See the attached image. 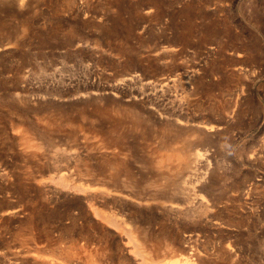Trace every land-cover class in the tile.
Segmentation results:
<instances>
[{
  "label": "rangeland",
  "instance_id": "374dc122",
  "mask_svg": "<svg viewBox=\"0 0 264 264\" xmlns=\"http://www.w3.org/2000/svg\"><path fill=\"white\" fill-rule=\"evenodd\" d=\"M24 3L0 0V264H264V0Z\"/></svg>",
  "mask_w": 264,
  "mask_h": 264
},
{
  "label": "bare ground",
  "instance_id": "6f19581e",
  "mask_svg": "<svg viewBox=\"0 0 264 264\" xmlns=\"http://www.w3.org/2000/svg\"><path fill=\"white\" fill-rule=\"evenodd\" d=\"M25 1H27V0H23V4H25L24 2ZM134 76V75H133ZM133 76H131V77H128V78H133ZM180 119H182V118H180ZM186 121H188V119L186 120ZM180 122H185L184 120H180ZM187 123V122H186ZM166 126V125H165ZM164 125H163V127H165ZM204 127L208 130V131H211V130H214V128H215V126L213 125V123L212 124H206V125H204ZM166 128V127H165ZM167 129V128H166ZM165 129V130H166ZM163 130H164V128H163ZM162 130V131H163ZM165 130H164V133H165ZM169 130V133H170V130L171 129H168ZM172 130H173V127H172ZM171 130V131H172ZM173 132V131H172ZM171 135V134H170ZM27 138L28 139H33V135L30 133H27ZM163 144V143H162ZM179 144H180V142H179ZM167 147H168V145H166ZM172 146V145H171ZM185 145H184V143H183V141L181 142V144L179 145V146H176L175 144H174V146H172V147H175V148H173L172 150H168L169 152L166 154V156H164L163 155V157H162V159H161V163H162V166L164 167L165 165H163V164H165V162L166 161H177L178 162V164H177V168L179 169H181V167H183L182 165H185L184 163L185 162H187L188 160H187V158L188 157H186V151L184 150V147ZM189 147V146H188ZM169 148V147H168ZM164 149H166L167 150V148H165L164 147ZM186 152V153H185ZM196 152V155L195 154H192V155H195V158L197 159V158H199V156L200 155H202V153L200 152V151H195ZM162 155V154H161ZM160 155V156H161ZM81 158V157H80ZM189 159V158H188ZM195 159V160H196ZM108 160V159H107ZM195 160H193V161H195ZM82 162V161H81ZM188 162H190V161H188ZM84 163V162H83ZM160 164V163H159ZM158 164V165H159ZM190 164V163H189ZM196 164V163H195ZM193 165H194V163H193ZM166 166H170V165H166ZM187 166V165H186ZM189 166V165H188ZM93 167V166H92ZM87 168V170L88 171H91V170H93V168H91V166H90V164L88 165V167H86ZM179 169V170H180ZM195 169V168H194ZM193 169V170H194ZM96 171V170H95ZM101 173H102V170H101ZM205 176V175H204ZM96 178H97V176H95ZM167 177V176H166ZM104 179V178H103ZM106 179V178H105ZM111 179V178H110ZM169 179V178H168ZM198 180H202V177H200L199 176V178H198ZM62 182V181H61ZM197 182V181H196ZM65 183V182H64ZM195 184V183H194ZM79 185V184H78ZM105 186V185H104ZM78 188V187H77ZM82 189V191H84L86 188H88L87 186L85 187V189L83 188V187H81ZM105 188V187H104ZM185 188V187H184ZM79 189V188H78ZM98 189V188H97ZM113 189V188H112ZM195 189V188H194ZM80 190V191H81ZM100 190H101V188H100ZM105 190H106V188H105ZM86 191H87V189H86ZM107 194H109V196L110 195H114V196H116L117 195V193H114V191L113 190H109L108 188H107ZM99 192V191H98ZM103 193V192H102ZM122 195V194H121ZM125 194H123L122 196H124ZM195 195H197V194H195ZM108 196V197H109ZM129 199H131V197H128ZM192 198V197H191ZM198 197L197 196H194L193 197V199H191V200H194V201H196V199H197ZM133 199V198H132ZM148 199V198H147ZM138 200V199H137ZM110 201V200H109ZM105 202V201H104ZM106 202H108V201H106ZM195 205H197V206H200V208L201 209H203V206H201L200 204H195ZM166 206H169L172 210H174V211H176V212H179V214H182V213H184L183 212V207H182V205L181 204H179V203H170L169 205L168 204H166ZM200 209V210H201ZM102 211V210H101ZM103 212V211H102ZM101 212V213H102ZM134 212V211H133ZM132 212V213H133ZM100 213V214H101ZM135 213V212H134ZM98 215H99V213H97ZM195 214V213H194ZM193 214V215H194ZM104 215V214H103ZM106 216V215H105ZM108 217V216H107ZM104 218V217H103ZM111 218V217H110ZM130 218L132 219L133 217L130 215ZM135 219V218H134ZM110 220L108 219V222H109ZM131 221H133V219L131 220ZM137 222V221H136ZM135 222V223H136ZM111 223H112V221H111ZM115 223V222H114ZM138 224V223H137ZM136 224V226L139 228L140 226H138ZM2 227V226H1ZM132 229V228H131ZM130 231H132V230H130ZM131 235H132V233H131ZM135 236L137 237V239H139V240H141V241H138L139 243H140V247H141V250H143L144 252H150V251H148L149 250V248H148V246H147V244L145 243V241H143L142 239H144V237H142V236H140V234L138 233V234H135ZM133 237V236H132ZM136 240V239H135ZM7 252V251H6ZM20 253H21V249L19 248V251H18V254L15 256L16 257V262H15V264H22V261H21V259H20ZM3 256V255H2ZM92 257V256H91ZM95 258V257H94ZM94 258H93V260H94ZM94 261H97V259L95 258V260ZM94 261H92V262H94ZM5 262V261H4ZM14 262V261H13ZM6 263V262H5ZM98 263L100 264L101 262H99L98 261ZM7 264V263H6ZM93 264V263H92ZM96 264H97V262H96ZM146 264H150V261L149 262H146ZM187 264H207L204 260H203V258H201V257H199V258H196V259H194V260H191V261H188L187 262Z\"/></svg>",
  "mask_w": 264,
  "mask_h": 264
}]
</instances>
